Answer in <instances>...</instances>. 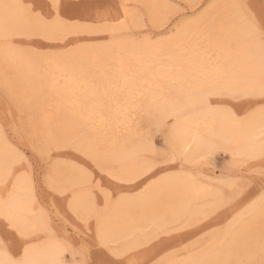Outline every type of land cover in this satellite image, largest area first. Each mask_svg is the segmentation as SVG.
Returning a JSON list of instances; mask_svg holds the SVG:
<instances>
[{
    "label": "snow or ice",
    "instance_id": "snow-or-ice-1",
    "mask_svg": "<svg viewBox=\"0 0 264 264\" xmlns=\"http://www.w3.org/2000/svg\"><path fill=\"white\" fill-rule=\"evenodd\" d=\"M4 7L16 9L17 15L15 20L7 16L0 20V47L6 54L20 59L50 54L44 50L46 46L35 44L36 40H55L59 44L70 36H95L107 45L124 41L168 51V63L160 67H166L169 75L192 72L191 67H186L185 54L190 52L227 48L240 58L239 64L233 62L223 72L219 65L193 72L186 77L189 80L187 91H182L179 98L171 91L166 94L141 91L144 99L138 105L133 93L126 103L138 108L141 121L147 119L149 125L157 113H166L169 105L223 113L241 125L257 113L264 117V0H229L226 4L215 0L201 3L186 0L169 6L177 14L169 26L171 34L141 33L127 37L118 28L128 21L129 6L124 4L119 5L125 10L123 15L118 13L112 24L103 19L81 23L65 18L63 0H22ZM220 9L226 11L221 14ZM51 30L60 31L62 35H49ZM69 45L82 46L68 40L63 44L61 55L73 51ZM208 60L211 64L212 58ZM256 68L258 72L251 70ZM156 70L155 65L149 68L153 74ZM165 76L161 72L160 78ZM139 81L147 82L146 74L138 79L128 78L124 91ZM4 89L10 94L7 85ZM233 101H245L248 110L237 111ZM169 127L175 130L177 124L169 121ZM147 136L151 143V127L147 128ZM0 141L8 149L0 156V264H129L127 259L120 258L119 249L107 243L99 225L96 247L100 251L96 259H86L75 234L81 230V224L76 221H87L75 207V193L68 191L71 177L53 163L51 141L34 136L29 129L21 130L14 123L0 125ZM60 142L96 166L89 168L73 156L55 158L58 163L63 161L90 177V194L102 195L106 205L115 193L105 191L103 178L105 175L114 180L117 177L106 172L90 151L70 140ZM164 142L169 143L167 136ZM157 155L158 159L148 164L147 171H159L148 177L142 192L169 176L184 174L182 168L176 173L167 167L177 164L174 151L165 147ZM96 171L101 173L99 180L94 174ZM228 172L229 175L217 181L222 186L219 201L209 204L204 211L210 222L197 233L195 241L186 246L187 255L181 264H264V139L258 165L250 164L240 172L229 168ZM192 180L196 182L195 174ZM53 242L54 258L38 255ZM142 264H168V261L152 258L145 259Z\"/></svg>",
    "mask_w": 264,
    "mask_h": 264
},
{
    "label": "bare ground",
    "instance_id": "bare-ground-1",
    "mask_svg": "<svg viewBox=\"0 0 264 264\" xmlns=\"http://www.w3.org/2000/svg\"><path fill=\"white\" fill-rule=\"evenodd\" d=\"M124 1V5H128L130 0ZM135 1L142 2L153 18L167 8L165 0ZM16 3L19 0H0V20L5 16L15 20L16 9L4 5ZM218 11L223 14L226 10ZM114 18L104 21L112 24ZM134 21L135 16L128 8L127 24L118 28L129 29L130 25H135ZM48 34L59 36L62 32L51 30ZM47 46L52 48L51 44ZM48 53L39 58L20 59L6 54L0 47V83L7 85L25 108L35 136L51 141L55 147L69 146L60 142L62 140L72 141L90 151L99 165L117 180L133 181L148 172L150 162L146 156L155 153L153 132L160 129H164L176 154L185 155L191 163L217 149L242 160L260 157L264 117L259 113L241 125L223 113L169 105L166 113H157L149 125L147 119L141 121L138 108L126 103L134 93L139 105L144 99L141 91L165 94L171 91L179 98L182 91H187L189 80L186 77L193 72L216 65L223 72L233 62L240 63L236 53L227 48L213 47L206 52L185 54L186 67H191L192 72L182 75H169L166 67H160L167 65L168 51L124 41L77 48L70 54L61 55L52 49ZM151 65L156 66L155 74L149 71ZM251 70L258 72V68ZM161 72L166 74L165 78H160ZM145 74L147 82L139 81L124 91L128 78L138 79ZM169 121L177 124L175 130L169 127ZM148 127H151V143L148 142ZM7 150L0 141V156ZM64 170L71 177L67 187L90 182V177L74 169ZM217 196L219 191L200 184L197 179L193 182L192 175L184 174L167 177L142 195L120 198L102 214L98 213L93 199L84 193L75 195L74 204L80 214L98 216L107 243H118L128 250L147 241L151 234L167 231L171 225L193 223L203 217L208 205L200 202ZM45 254L56 256L54 242L38 253L41 257ZM185 258L172 257L167 261L168 264H181Z\"/></svg>",
    "mask_w": 264,
    "mask_h": 264
},
{
    "label": "rangeland",
    "instance_id": "rangeland-1",
    "mask_svg": "<svg viewBox=\"0 0 264 264\" xmlns=\"http://www.w3.org/2000/svg\"><path fill=\"white\" fill-rule=\"evenodd\" d=\"M22 2V0H19ZM186 0H165L167 8L165 12H162L156 18H153L150 13L147 11L146 6L135 0H130L128 2L129 9L131 13L135 16V25H130L129 29L122 31L124 36H139L141 33L146 34H159L167 32L171 34L170 25L176 19L177 14L169 7L172 4L184 3ZM196 3H201L203 0H195ZM216 3L226 4L229 0H215ZM64 3V15L65 18H72L74 20L80 21L81 23L89 21H99L101 19L111 20L117 14L123 11L122 8H119V5L124 4V0H63ZM163 13H165L163 15ZM61 36V34H59ZM68 40L76 41L78 44H81V47H73L69 45L70 48H84L92 46H104L107 45L105 41L98 39L95 36H70L67 39L60 41L59 44L57 41L49 42L45 40H36L35 44L44 45V49L47 52H50L51 49L55 53H62L63 46ZM63 42V43H62ZM48 44H51L52 48H48ZM212 54V53H210ZM10 93V91L8 90ZM235 104L236 110L241 112L245 108H248L245 101H233ZM14 123L21 130L29 129L32 134L33 129L29 124L28 114L24 107H22L11 93L6 94L4 86L0 83V125H7ZM163 130V131H161ZM34 135V134H33ZM35 136V135H34ZM166 136L164 129L157 130L153 132V142H154V152L146 156L149 162L155 161L158 159L157 153L162 148H169L171 151H174L173 147L168 143L165 144L164 137ZM175 152V151H174ZM176 154V152H175ZM53 163L57 164L59 169H72L71 166L63 161L59 163L55 159L56 157L62 156H73L76 159L83 161L89 168L95 169V165L92 164L90 160H85L83 156L78 155V153L71 151L70 146L64 147H55L52 148ZM177 156L176 165H167V167L172 168L176 173L181 172L183 169L184 174L192 175L195 174L198 182L204 186H209L212 189L219 191L222 187L218 184V178L221 176L229 175L228 169L231 168L233 172H240L246 169L250 164H259L260 157L252 160H242L233 156L231 153L226 152L222 149H217L211 153L199 158L197 162L191 163L186 160L185 155ZM180 161H183V164H180ZM104 169V168H103ZM105 170V169H104ZM106 171V170H105ZM159 169H153L148 171L144 175L134 179L133 181H121L117 179H111L108 175H105L103 178V184L105 191L115 193V196L111 197L107 204L105 205V199L102 195H93L89 192V184L84 183L79 187H67L69 192H74L75 195L78 193H84L93 199L98 213L102 214L105 212L107 207L110 204L115 203L121 197H133L137 194L142 195L147 191H141L144 187L145 181L149 176H153L155 172ZM107 172V171H106ZM96 179H100L101 173L96 171ZM183 174V175H184ZM174 176V175H172ZM170 177V176H169ZM91 179V178H90ZM220 199V194L217 197H209L204 201H201V204H212L218 202ZM82 217L86 218V223L82 221H76V223L81 224V230L76 232L75 240L83 246L84 252L86 254V259L92 261L97 258V253L100 251L97 244V227L99 225L98 216L94 215H83ZM210 221L207 220L205 216L198 218L193 221V223H182L171 225L169 229L165 232L155 233L148 236L147 241L143 242L141 245L135 246L128 250L122 249L121 245L118 243H108L111 247L119 249L121 257L127 259L129 264H142L145 259L155 258L157 260L164 259L168 260L172 257H186L187 247L190 246L191 242L195 241L197 233L200 232L206 223ZM214 222V221H212Z\"/></svg>",
    "mask_w": 264,
    "mask_h": 264
}]
</instances>
